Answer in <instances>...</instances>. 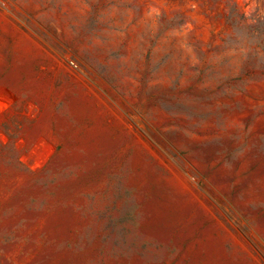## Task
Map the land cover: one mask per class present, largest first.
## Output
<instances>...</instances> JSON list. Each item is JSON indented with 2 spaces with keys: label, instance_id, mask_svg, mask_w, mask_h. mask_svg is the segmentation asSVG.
<instances>
[{
  "label": "rangeland",
  "instance_id": "rangeland-1",
  "mask_svg": "<svg viewBox=\"0 0 264 264\" xmlns=\"http://www.w3.org/2000/svg\"><path fill=\"white\" fill-rule=\"evenodd\" d=\"M0 264H264V0H0Z\"/></svg>",
  "mask_w": 264,
  "mask_h": 264
}]
</instances>
